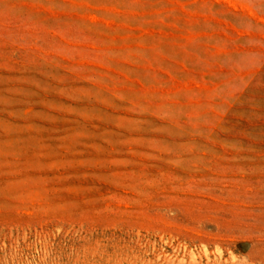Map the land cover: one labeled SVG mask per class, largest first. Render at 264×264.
Here are the masks:
<instances>
[{
	"label": "rangeland",
	"instance_id": "374dc122",
	"mask_svg": "<svg viewBox=\"0 0 264 264\" xmlns=\"http://www.w3.org/2000/svg\"><path fill=\"white\" fill-rule=\"evenodd\" d=\"M0 264H264V0H0Z\"/></svg>",
	"mask_w": 264,
	"mask_h": 264
}]
</instances>
